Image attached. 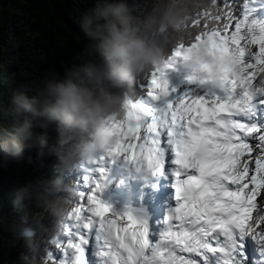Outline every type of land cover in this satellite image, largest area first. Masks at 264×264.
<instances>
[{
    "label": "snow or ice",
    "instance_id": "snow-or-ice-1",
    "mask_svg": "<svg viewBox=\"0 0 264 264\" xmlns=\"http://www.w3.org/2000/svg\"><path fill=\"white\" fill-rule=\"evenodd\" d=\"M217 2L212 0L213 7ZM258 3L248 0L230 35L231 10L198 12L194 25L203 18L204 30L188 45L177 44L163 69L146 75L143 99L129 96L123 115L110 120L114 140L107 151L113 162L123 158L137 171L163 176L168 157H173L176 206L159 239L152 240L144 221L118 215L104 203L100 194L106 184L97 181L70 218L95 231L103 264H243L248 239L260 247L264 260V210L257 202L264 193V77L256 82L264 74V24L254 18ZM201 48L220 62V71L201 62L188 77L195 87L178 93L165 79V70L177 63L188 66ZM228 58L241 73L225 64ZM249 138L261 149L257 157ZM75 239L69 247L78 253L77 264H85L88 238L77 234ZM48 261L54 264L50 256Z\"/></svg>",
    "mask_w": 264,
    "mask_h": 264
},
{
    "label": "clouds",
    "instance_id": "clouds-1",
    "mask_svg": "<svg viewBox=\"0 0 264 264\" xmlns=\"http://www.w3.org/2000/svg\"><path fill=\"white\" fill-rule=\"evenodd\" d=\"M201 6L202 0H94L79 20L87 42L70 63L47 69L37 87L23 85L9 95L8 124L0 120V168L31 150L41 159L55 158L67 171L94 161L113 143L110 120L123 114L138 78L165 66L169 49L183 42L192 14ZM201 62L220 71V62L205 48L188 67L198 71ZM225 64L241 73L231 58ZM77 196L63 178L40 177L21 189L15 203L27 211L36 201L53 218L46 231L54 235L72 210L69 197ZM31 231L22 230L13 245L23 241L33 248ZM20 264L38 261L22 254Z\"/></svg>",
    "mask_w": 264,
    "mask_h": 264
},
{
    "label": "trees",
    "instance_id": "trees-1",
    "mask_svg": "<svg viewBox=\"0 0 264 264\" xmlns=\"http://www.w3.org/2000/svg\"><path fill=\"white\" fill-rule=\"evenodd\" d=\"M247 3L248 0H218L213 7L212 0H202V6L192 14L183 43L188 45L204 30L203 18L200 25H194L198 12L231 10L234 20L227 33L230 35L236 20L243 18ZM93 4L94 0H0V120L4 124H8V98L15 88L37 87L47 69H60L62 64L70 63L75 51L87 42L79 20L82 12ZM258 22L264 24V18ZM208 23L211 27L214 22ZM175 47L169 49V56ZM153 70L138 78L130 92L131 98L143 99L141 85L147 83L146 75ZM51 136L56 138L54 130ZM74 174L76 168L67 171L55 158H39L36 150L25 151L20 158H10L7 167L0 168V264H20L22 254L36 257L38 264H51L50 256L58 264L63 247L57 240L64 233L65 224L49 235L46 230L53 226V218L36 201L29 204L27 211L18 208L15 202L21 189L40 177L59 176L76 190L80 177ZM69 200L72 209L76 207L74 199L69 197ZM24 229L32 230L33 248L25 247L23 241L13 245L15 237Z\"/></svg>",
    "mask_w": 264,
    "mask_h": 264
},
{
    "label": "rangeland",
    "instance_id": "rangeland-1",
    "mask_svg": "<svg viewBox=\"0 0 264 264\" xmlns=\"http://www.w3.org/2000/svg\"><path fill=\"white\" fill-rule=\"evenodd\" d=\"M256 7V11L254 14V18L256 20L260 19L261 16L264 17V0H259V3L255 5ZM243 43V41H242ZM252 51L254 53H258L259 48L257 45H253L252 46ZM192 70L185 64L183 63H177L174 67L172 68H168L165 70V79L168 81L169 86L171 88H175L177 90L178 93H182L184 91L189 90L191 87H195L192 86L188 83V77L191 75ZM264 77V74H260L257 76L256 78V82L258 83L259 80ZM250 144H252L254 146L253 149V157H257L260 153H261V149L258 147H255L256 145V141L253 139H250L248 141ZM102 156L100 155V158ZM94 161L92 162H87L86 167L84 168V172L83 174L87 175L85 177H83V179L81 180L80 184L78 185L77 188V193L78 196L74 199V202L76 204V206L80 203L82 195H86L90 194L91 192H93V186H95V183L97 182V171L99 170V166L97 164H93ZM255 166V161L253 159L252 164L250 165V168L254 169ZM254 172L249 173V175H253ZM120 176H124V172L123 169H121L120 171ZM118 181L115 183V187L118 189L119 188V183L122 182V180L124 179V177H120ZM119 182V183H118ZM258 206L261 210H264V193H261L260 196L258 197ZM257 215L256 212L253 213V217L255 218ZM68 228H67V233L65 234L64 239L62 240V244L64 246V250L63 253L60 255L61 257L58 259V264H67L68 262H70V258L72 257V251L74 249L69 247V244L71 243H76V239L75 237L77 236V234H82L83 226L81 224H77L74 220H72L70 218L69 222H68ZM262 228H264V226H261ZM96 234V233H94ZM61 242V241H60ZM254 242V240H253ZM262 258V257H261ZM246 264H252V262L247 261Z\"/></svg>",
    "mask_w": 264,
    "mask_h": 264
},
{
    "label": "bare ground",
    "instance_id": "bare-ground-1",
    "mask_svg": "<svg viewBox=\"0 0 264 264\" xmlns=\"http://www.w3.org/2000/svg\"><path fill=\"white\" fill-rule=\"evenodd\" d=\"M113 178L112 176H109L107 175L106 172H104V175L100 176V177H97V181L99 182H102V183H105L106 186L103 190V193L106 197H110V198H113L114 201H115V205H114V208L112 209L114 213L118 214V215H122V205L124 204V202L126 201V193L124 191H122L120 188L118 189H113ZM117 182V180H116ZM95 188V187H94ZM94 191V190H92ZM84 234L83 235H86L87 233V237L88 235H90L91 232H89L88 230L84 229ZM92 232H95V231H92ZM83 251H85V247L83 249ZM76 253V252H75ZM73 259V256L72 258ZM94 257H92L90 254L87 255V253L84 252V261L86 260V262H88V264H91L92 261H94ZM77 264V262L75 263ZM94 264V262L92 263Z\"/></svg>",
    "mask_w": 264,
    "mask_h": 264
},
{
    "label": "water",
    "instance_id": "water-1",
    "mask_svg": "<svg viewBox=\"0 0 264 264\" xmlns=\"http://www.w3.org/2000/svg\"><path fill=\"white\" fill-rule=\"evenodd\" d=\"M100 198L104 201V203H105L106 205H108L110 208L112 207V202H111V201H109V200H105L102 196H100Z\"/></svg>",
    "mask_w": 264,
    "mask_h": 264
}]
</instances>
